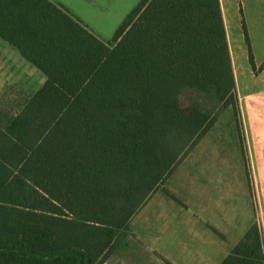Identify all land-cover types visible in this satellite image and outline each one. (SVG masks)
<instances>
[{"label": "trees", "instance_id": "trees-1", "mask_svg": "<svg viewBox=\"0 0 264 264\" xmlns=\"http://www.w3.org/2000/svg\"><path fill=\"white\" fill-rule=\"evenodd\" d=\"M0 39L45 76L0 110V264H103L218 118L239 117L219 0H139L107 43L52 0H0ZM219 264H264L256 220Z\"/></svg>", "mask_w": 264, "mask_h": 264}, {"label": "rangeland", "instance_id": "rangeland-1", "mask_svg": "<svg viewBox=\"0 0 264 264\" xmlns=\"http://www.w3.org/2000/svg\"><path fill=\"white\" fill-rule=\"evenodd\" d=\"M52 1L63 5L105 43L111 40L117 27L139 2ZM224 1L225 16L231 32L233 31L234 78L238 74L244 76L241 72L244 71L246 81H249L251 74L247 68L248 61L242 55L243 52H248V45L239 50V41L235 40L239 34L237 22L240 20L237 19L242 17V13L239 14L238 11L239 15L237 14L236 0ZM237 1L251 3L254 0ZM255 16L247 8L244 10V20L248 19L254 33L250 36L252 50L255 58L260 61L264 58L261 56L264 53V37L258 27L264 23V5L261 20L254 22ZM44 80V74L39 69L0 39V110H8L12 103L25 101L39 89ZM256 87L243 90L245 110H242V94L236 88L239 117L235 119L232 110L227 109L218 118L162 188L151 196L127 228L119 234L116 251L103 264H165L161 256L173 258L177 255L176 243L181 238L186 240L188 237L193 238L199 248L213 243L209 258L212 261L219 260L225 249L213 250L216 242L219 245L227 242L229 246V234L234 231L240 233L255 217H258L262 225L264 237V137H257V132L253 129L252 111V102H264V96L262 91H256ZM261 121L263 122L262 116ZM178 214L183 216H177ZM185 219L189 220L186 224ZM183 224L190 227L183 229ZM194 226L199 227V230ZM158 230L160 234H157ZM208 253L205 252V257Z\"/></svg>", "mask_w": 264, "mask_h": 264}, {"label": "crops", "instance_id": "crops-1", "mask_svg": "<svg viewBox=\"0 0 264 264\" xmlns=\"http://www.w3.org/2000/svg\"><path fill=\"white\" fill-rule=\"evenodd\" d=\"M220 1V7H221V12H222V16H223V21H224V26H225V30H226V36H227V42H228V47H229V51L231 54V61L232 64L234 65V61H233V57H232V51H233V31L231 32V27L229 26L228 23V19L225 16V11H224V0H219ZM237 3V14L239 11V14L242 13V17H238V21L240 20V22H237V27L239 28V34H235L236 35V39L237 41H239V43H237V46L239 47V50H241V48L246 45V41H245V33H246V38L248 40V46L250 47L251 50V54H252V58H253V62H254V68L251 67L249 61H248V52L244 53L242 55H244V57L247 59L248 61V65L247 68L249 69V73L251 74L250 80L246 81V74L244 73V71H241L244 76H241L240 74L235 76V86L237 88V91L239 90V94L241 93V104H242V110H245L244 107V95L245 93H243L244 89H251V87L257 86L256 87V91H262L263 92V96H264V58L262 60H258L255 58L254 56V52L252 50V45H251V41H250V36H252L251 33H253V31L251 30V26L249 24L248 19L244 20L243 14H244V10L247 8L248 11H251L252 13H254L256 16L254 17L253 21L256 22L257 20H261V9L264 5V2L260 1V0H254L251 3H246L244 2H239L236 0ZM235 3V4H236ZM238 14V15H239ZM234 19H232V23H233ZM241 23V24H240ZM240 24V27H239ZM254 30V29H253ZM258 30L260 31V33L263 35L264 37V23L260 24L258 27ZM237 31V29H236ZM254 34V33H253ZM264 56V53L263 55ZM246 68V69H247ZM246 72V71H245ZM45 77V76H44ZM240 90H242V92H240ZM257 107V108H256ZM256 110V113L254 112V109ZM252 111H253V129H255V131L257 132V137H264V102H252ZM244 112V111H243ZM261 116L263 118V122L261 121ZM255 206H256V202L254 201ZM142 209V208H141ZM140 209V210H141ZM139 210V211H140ZM177 216H183V215H177ZM185 219L184 224H186L187 222H189V220ZM192 220V219H191ZM255 220H257L258 223H260V221L258 220V217L254 218V220L251 222L253 223ZM191 222V226H193L192 221ZM251 223L243 230L240 231V233L235 232L229 234L230 236V245L228 246L227 242L223 245H219L218 242H216V246L215 249L213 250H220V249H225V253L221 256V258L219 260H215L212 261L210 260L209 256L212 255V249L211 246L213 243H209L208 247H202L199 248V246H197V243L195 242V240H193V238H187L185 240V238H181L180 241H178L176 243L177 246H175V253H177V255L173 256V258H168L165 255H162L161 258L163 259V263L165 264H219L221 262V260L231 251L232 247L243 237V235L245 234L246 230L248 229V227L251 225ZM182 225L183 229H186L188 227H185V225ZM261 225V223H260ZM259 225V226H260ZM195 228H199L197 226H194ZM202 227V226H201ZM199 230V229H198ZM204 231V230H202ZM261 232H262V238H263V245H264V237H263V231H262V225H261ZM161 232L158 230L157 234H160ZM163 233V232H162ZM208 237H210L208 235ZM210 249V251H209ZM208 251V255L205 257V252ZM198 252V254H197ZM213 252H217V251H213ZM198 255V258H197Z\"/></svg>", "mask_w": 264, "mask_h": 264}]
</instances>
